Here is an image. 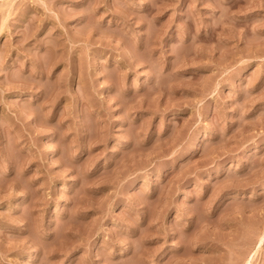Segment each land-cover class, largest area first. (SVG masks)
Wrapping results in <instances>:
<instances>
[{"label": "rangeland", "instance_id": "obj_1", "mask_svg": "<svg viewBox=\"0 0 264 264\" xmlns=\"http://www.w3.org/2000/svg\"><path fill=\"white\" fill-rule=\"evenodd\" d=\"M0 264H264V0H0Z\"/></svg>", "mask_w": 264, "mask_h": 264}, {"label": "bare ground", "instance_id": "obj_2", "mask_svg": "<svg viewBox=\"0 0 264 264\" xmlns=\"http://www.w3.org/2000/svg\"><path fill=\"white\" fill-rule=\"evenodd\" d=\"M7 1V0H6Z\"/></svg>", "mask_w": 264, "mask_h": 264}]
</instances>
